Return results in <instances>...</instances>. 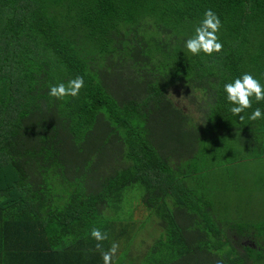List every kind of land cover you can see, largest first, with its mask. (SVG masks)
I'll list each match as a JSON object with an SVG mask.
<instances>
[{
	"label": "trees",
	"instance_id": "obj_1",
	"mask_svg": "<svg viewBox=\"0 0 264 264\" xmlns=\"http://www.w3.org/2000/svg\"><path fill=\"white\" fill-rule=\"evenodd\" d=\"M208 9L223 49L193 55ZM244 73L264 85V0H0V264H104L113 242L112 264H264L237 171L264 160V101L241 121L224 91ZM132 189L161 229L137 259Z\"/></svg>",
	"mask_w": 264,
	"mask_h": 264
},
{
	"label": "clouds",
	"instance_id": "obj_2",
	"mask_svg": "<svg viewBox=\"0 0 264 264\" xmlns=\"http://www.w3.org/2000/svg\"><path fill=\"white\" fill-rule=\"evenodd\" d=\"M222 27L218 15L211 9L205 11L200 25L195 29V35L185 42L186 49L193 55H199L203 52L206 55H212L214 52L219 53L223 49L217 33ZM84 87V78L77 76L65 83H59L50 87L49 95L57 99L67 96L75 97ZM224 91L227 94V100L233 105L230 111L242 121L244 119L240 114L246 109L252 108V98L257 102L264 101V85L260 83L251 73H244L241 77L236 78L234 82L224 85ZM250 120L264 119V112L257 107L248 117ZM91 236L97 241V250L102 249V242L108 239L107 233L101 232L99 228L91 229ZM119 245L112 243L108 251H102L104 264H112V258L116 255Z\"/></svg>",
	"mask_w": 264,
	"mask_h": 264
},
{
	"label": "rangeland",
	"instance_id": "obj_3",
	"mask_svg": "<svg viewBox=\"0 0 264 264\" xmlns=\"http://www.w3.org/2000/svg\"><path fill=\"white\" fill-rule=\"evenodd\" d=\"M171 93H172V98L176 104L180 105L181 107H186L187 112L193 115L194 118H197L198 115L195 111L194 106L189 105L183 99V97L177 94L176 92L171 91ZM237 168H238L237 171L241 172L240 174H242L245 171L241 175L242 180L240 181V183L243 182L244 179L250 178L251 180L250 182L249 180H247L248 183L246 184L242 183V186L254 189L256 191L255 198L252 202L247 201V199L244 200L241 199L239 201L243 207L241 209L247 216L250 214L253 217H264L263 191H258L261 187L257 184V182H255V178L257 176L258 178L261 177L260 181L261 183H264V160L244 161L239 163ZM219 171L220 172H218V174L221 176L222 179H220L218 183L222 185L223 183H226L225 179L223 178L224 169L221 168ZM247 171L251 172L250 173L251 177H249V173ZM225 185L227 187V191L230 192V187L227 185V183ZM133 190L134 189L128 192L129 193L128 200L125 199V201L123 202L124 205H127L126 206L127 209L132 208L130 209L129 214L128 212L127 214L130 217L132 216L131 219L135 220L136 221L135 223H137L136 224L137 226H135L137 227L135 233L136 239L133 240L132 250L130 251L131 256L136 257L137 259L142 255L143 250L147 247V245L152 242L153 239L151 237H154L153 235H157V233H160L161 229L158 226V223L154 221L155 219L153 220L152 218L146 216L147 210L145 208V205L140 202V197L142 194L140 193L141 195L139 196V193ZM231 202L232 205H234L235 202H237V200L233 199ZM260 202H263V204ZM229 214L236 215V212L234 211V209L230 208ZM150 233H152L153 235H149ZM118 251H120V249H118Z\"/></svg>",
	"mask_w": 264,
	"mask_h": 264
}]
</instances>
